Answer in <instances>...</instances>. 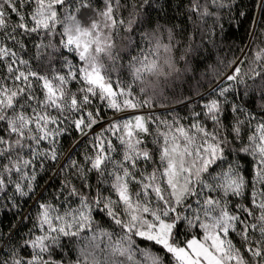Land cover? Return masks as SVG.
<instances>
[{"label":"snow or ice","instance_id":"obj_1","mask_svg":"<svg viewBox=\"0 0 264 264\" xmlns=\"http://www.w3.org/2000/svg\"><path fill=\"white\" fill-rule=\"evenodd\" d=\"M0 264H264V0H0Z\"/></svg>","mask_w":264,"mask_h":264},{"label":"trees","instance_id":"obj_2","mask_svg":"<svg viewBox=\"0 0 264 264\" xmlns=\"http://www.w3.org/2000/svg\"><path fill=\"white\" fill-rule=\"evenodd\" d=\"M250 2H251V0H244V4H246V5L249 4ZM246 28H247V24H245L244 29L237 31L235 36H233L231 40H229L226 44L222 45V50L215 52V54L213 56V60L208 61L207 64H213L217 60H223V61L227 62L233 56H239L240 53L238 51V48L243 47L244 44L247 42V36H246V32H245ZM218 68L220 70H223L224 65L220 64V65H218ZM202 71H203V69H202ZM209 79H212L211 73L209 75ZM201 91H203V89H201ZM181 114L182 115L184 114L183 111L181 112ZM64 143L66 146L71 144V139L68 137H65Z\"/></svg>","mask_w":264,"mask_h":264}]
</instances>
